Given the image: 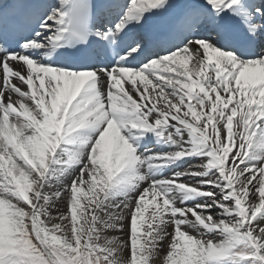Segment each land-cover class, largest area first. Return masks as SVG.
<instances>
[{"label": "snow or ice", "instance_id": "obj_1", "mask_svg": "<svg viewBox=\"0 0 264 264\" xmlns=\"http://www.w3.org/2000/svg\"><path fill=\"white\" fill-rule=\"evenodd\" d=\"M0 264H264V0H0Z\"/></svg>", "mask_w": 264, "mask_h": 264}, {"label": "bare ground", "instance_id": "obj_2", "mask_svg": "<svg viewBox=\"0 0 264 264\" xmlns=\"http://www.w3.org/2000/svg\"><path fill=\"white\" fill-rule=\"evenodd\" d=\"M169 231H171V229H169Z\"/></svg>", "mask_w": 264, "mask_h": 264}]
</instances>
